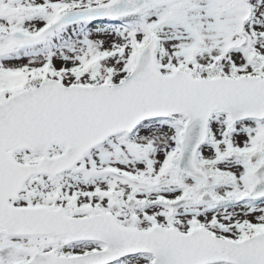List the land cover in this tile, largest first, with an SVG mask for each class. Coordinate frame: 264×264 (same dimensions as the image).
Segmentation results:
<instances>
[{"label": "snow or ice", "instance_id": "obj_1", "mask_svg": "<svg viewBox=\"0 0 264 264\" xmlns=\"http://www.w3.org/2000/svg\"><path fill=\"white\" fill-rule=\"evenodd\" d=\"M0 264H264V0H0Z\"/></svg>", "mask_w": 264, "mask_h": 264}]
</instances>
